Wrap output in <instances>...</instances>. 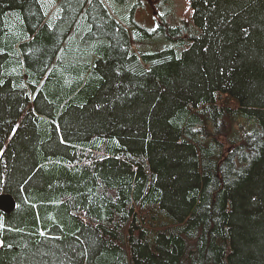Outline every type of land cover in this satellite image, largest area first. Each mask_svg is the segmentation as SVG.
I'll list each match as a JSON object with an SVG mask.
<instances>
[{"label": "trees", "instance_id": "16d2710c", "mask_svg": "<svg viewBox=\"0 0 264 264\" xmlns=\"http://www.w3.org/2000/svg\"><path fill=\"white\" fill-rule=\"evenodd\" d=\"M134 1L0 0V264H264V0Z\"/></svg>", "mask_w": 264, "mask_h": 264}, {"label": "rangeland", "instance_id": "374dc122", "mask_svg": "<svg viewBox=\"0 0 264 264\" xmlns=\"http://www.w3.org/2000/svg\"><path fill=\"white\" fill-rule=\"evenodd\" d=\"M47 1L49 2L51 0ZM158 1L159 0H144V4L139 5L137 4L138 0H135L128 7V11L132 10L133 12V31H141V28L145 29L146 31H153L159 27L161 20H158V17L156 16L157 11H161L164 16L166 14L162 7L163 4L159 6ZM171 13L188 20L194 31L199 30L193 19L194 10L190 4V0H173V10ZM137 37H139L141 40V45L134 46V51L136 52H140L141 50L152 52L159 48H165L174 45V43L161 32L149 34L145 37L138 35ZM189 46L190 41L184 44L178 43L176 45L177 52L180 54L185 48Z\"/></svg>", "mask_w": 264, "mask_h": 264}, {"label": "water", "instance_id": "95a60500", "mask_svg": "<svg viewBox=\"0 0 264 264\" xmlns=\"http://www.w3.org/2000/svg\"><path fill=\"white\" fill-rule=\"evenodd\" d=\"M16 208V201L9 193L0 194V210L4 213H11Z\"/></svg>", "mask_w": 264, "mask_h": 264}]
</instances>
